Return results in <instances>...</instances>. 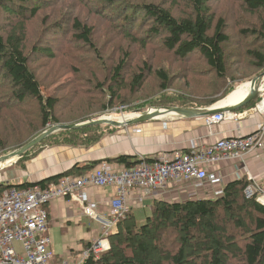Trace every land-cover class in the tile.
I'll return each mask as SVG.
<instances>
[{"label":"trees","instance_id":"1","mask_svg":"<svg viewBox=\"0 0 264 264\" xmlns=\"http://www.w3.org/2000/svg\"><path fill=\"white\" fill-rule=\"evenodd\" d=\"M30 1L0 0V17L20 18L15 28L5 32L0 29V152L4 154L21 149L52 126L96 120L92 115L83 119L76 115L78 117L72 121H62L64 114L82 112L80 109L84 106L95 107L99 112L117 103L130 104L149 80L152 85L145 97L152 100L151 106L206 110L233 91L229 85L239 86L264 74V0H233V19L218 14L216 8L209 5L221 0H183L185 10L180 13L167 7L163 0L160 3L89 0L88 7L101 17L105 14L122 40L147 51L143 57L149 61L142 58L129 74L133 66L132 52L122 50L125 52L114 60L108 75L102 79L96 74L90 75L88 80L97 96L83 103L69 99L73 101L70 103L66 97L45 96L44 84L52 82L59 69H54L55 64L50 63L36 67L37 61L32 58H42V55L43 61H55L58 54L55 55L50 45L39 47L45 40L43 31L41 43L26 47L25 24L39 12L38 7L30 8ZM239 10L243 14L236 18ZM108 13L113 15L108 16ZM73 15L58 24L61 16L47 26L58 24V31L64 25L70 28L68 41L59 40L60 47L71 60L66 63L67 68L80 74L82 66L103 65L104 61L98 53L95 25L85 12ZM127 15L128 24L123 26ZM150 42L159 48L148 49ZM195 60L198 67L190 64ZM169 61L173 65L165 63ZM3 89L8 91L2 93ZM102 98L109 99L108 103ZM259 101L260 98L239 111L254 109ZM63 109H67V113ZM82 113L88 115L85 111ZM115 129L117 127L111 125H96L58 131L25 152L17 162L25 161L22 163L25 164L45 143L91 147L106 132ZM105 162L129 169L140 160L137 156L122 155ZM100 163L94 161L83 167L75 164L66 172L38 183H0V199L4 191L34 186L48 188L57 185L63 177L89 173ZM249 184L247 177L241 176L224 184L216 196L203 192L196 199L184 201L153 200L152 214L142 226L129 212L108 236V250L97 258L90 256L83 264H264V205L257 201V195L245 197L244 190Z\"/></svg>","mask_w":264,"mask_h":264},{"label":"crops","instance_id":"2","mask_svg":"<svg viewBox=\"0 0 264 264\" xmlns=\"http://www.w3.org/2000/svg\"><path fill=\"white\" fill-rule=\"evenodd\" d=\"M237 104L223 106L219 102L217 107L229 108ZM239 110L229 112L239 116L237 121L223 120L207 126L202 118L177 115L176 118L165 115L164 119H152L126 128L118 127L115 133L104 137L91 147L46 149L27 161L22 169L15 170L12 180L5 179L3 183L8 185L38 183L66 172L75 164L83 167L94 161L105 162L106 159H114L122 155L155 161L162 155L188 152L194 142L209 146L222 139L251 135L264 126V116L254 109L242 112ZM225 113L228 112L221 114ZM207 174L209 178L203 183L198 185L174 183L162 198L146 199L141 205L136 204L134 195L131 196L130 213L136 218V213L150 209L153 200L184 201L196 199L203 192L207 196L219 195L223 185L234 180L235 174L246 176L247 179L251 177L256 185L264 189V150H256L240 161L221 162L208 168ZM87 193L92 201L102 205L100 218H107L108 208L104 207V204L115 196L114 188H93ZM46 210L49 219L47 233L50 240L49 249L53 254L52 264H78L85 246L101 237V223L83 216L79 206L66 199L51 201ZM113 230L111 234L115 232Z\"/></svg>","mask_w":264,"mask_h":264},{"label":"built area","instance_id":"3","mask_svg":"<svg viewBox=\"0 0 264 264\" xmlns=\"http://www.w3.org/2000/svg\"><path fill=\"white\" fill-rule=\"evenodd\" d=\"M259 91L262 96L254 111L264 116V83ZM238 118L235 113L228 112L205 117L203 121L211 126L223 120L237 121ZM263 148L264 126L251 135L222 139L211 146L194 142L188 152L169 155L171 160L160 158L156 162H147L138 157L140 163L129 170L114 171L108 165H102L92 174L63 177L57 185L48 188L34 186L5 191L0 199V264H52L46 207L55 199L77 204L83 216L101 223V237L82 251L78 264H83L90 256L97 258L108 250V236L130 212L131 196L134 195L136 204L141 205L144 200L159 194L162 198L174 183L198 185L209 178L208 168L221 162L240 161ZM240 177L235 174L233 179ZM248 180L251 182L244 190L245 197L249 199L257 195V201L264 205V189L253 183L251 177ZM107 187H116L117 192L104 204L108 208L107 218H100L103 207L92 201L87 191ZM256 190H261L262 196L255 194Z\"/></svg>","mask_w":264,"mask_h":264},{"label":"rangeland","instance_id":"4","mask_svg":"<svg viewBox=\"0 0 264 264\" xmlns=\"http://www.w3.org/2000/svg\"><path fill=\"white\" fill-rule=\"evenodd\" d=\"M88 1L89 0H82V1L81 0H31L28 3L30 8L38 7L39 12L36 18L32 19L31 21L25 24V33H26V38H27L26 47L31 48L33 44L41 43L42 42L41 34L43 31L45 34L43 39L45 40L43 41V43L39 45V47H49L50 45L55 55L58 54L55 61H52V60L43 61L42 55H40L42 58H39L37 56L32 58L34 61H37L35 63L36 67H40L41 66L40 63L42 65L50 63L51 65L55 64L54 69H57V70L59 69L58 74L56 76H53V81L52 82L47 81L44 84L42 93L45 96L66 97L67 101L70 103H73V101L69 99H73L74 101L80 100L81 103H83L86 99L88 98L91 99L92 97L97 96L96 89H94L92 82L88 80L90 78V75L96 74L101 79L105 75H108V70L113 64L114 60L119 58V56H121L122 53L126 51V49L132 52L131 56L133 57V66L129 74L132 73L136 69V67H138L139 65L138 63L142 58L149 61L146 57H143L145 56L147 51L142 50L140 46H137V44L129 45L126 41L122 40V38L118 34L117 29H114V27L111 26V23H110L111 21L107 17H105L106 15L105 14L103 15V13H100L101 15L104 16V17H101L100 15L96 14L92 10V8L88 7ZM140 1H149V2L154 1L156 3H160L162 0H140ZM163 1H164L163 3H165L167 7H172V10L174 12L180 13L185 10V3L183 0H163ZM84 4L87 7H85ZM209 5L211 6V8L212 6L216 8L217 10L216 12L218 14L222 13L229 19H233L232 17H233V11L235 7L233 0H221L218 3H214V5L213 3H210ZM82 12H85L86 16L89 18V21L93 25H95L96 40L99 43L98 53L101 57V61H104V62H103V65L90 63V65L87 66L86 68L82 66L80 68V74H75L77 70L68 69L66 66V63L67 62L70 63L71 60L66 58L65 52L61 50L62 49V47H60L61 42L59 41L61 40L65 43L68 41L70 28L67 29V27L64 25L63 28L58 31L57 26L61 19H62L61 21L63 22L64 20L69 19V17H73L74 13L76 14V13H82ZM242 14L243 13L239 10L236 13L235 17L239 18ZM112 15L113 13H108V16H112ZM61 16L62 18H59ZM7 17H10V18H7ZM57 18H59V20H58V24H55L56 29H54L55 26H47L49 23H51ZM19 20L20 18L15 19V17L11 15L10 16L2 15L0 17L1 32L9 31L11 30V28H15V26L19 23L18 22ZM128 21L129 20H128V15H127L126 21L122 23L121 25L126 26L128 24ZM234 41L236 42V39ZM148 44H147L149 46L148 49L156 47L154 42H150ZM122 45H124V47H120ZM156 48L158 49L159 47H156ZM122 50H125V51L121 52ZM60 51H62L61 54H60ZM154 54H156L157 56H161V54L158 52H155ZM84 56H86L88 59L87 55H84ZM154 63H157V62H154ZM165 63L169 65L170 63H172L173 65L172 61L165 62ZM190 64L195 67L196 66L198 67L197 60L190 62ZM172 65L170 67L172 71H175V68H173ZM200 68L202 69V66ZM249 83L250 82L244 83L239 86L229 85L231 90H233L229 95L233 94V92H235L242 86L248 85ZM151 85H152V81L149 80L148 84H146V86L144 85L143 91L140 92L141 94L135 96L132 100H130L129 102L130 104L117 103L116 106L112 108H107L99 112L96 111L95 107H89L88 109L84 106L80 110H82V112L85 111V113H87L88 115L83 114L82 112H77V113L73 112L71 114H64L63 115L64 119L62 121H66V120L72 121L73 119L78 117L76 115H79L81 119L92 115L94 119H100L102 117H106L110 119L111 121H118L115 118L117 117L121 118L122 115L125 117L131 112H139V115L137 117L130 118L126 121H131L132 119H136L139 116H142L148 113V111L151 109H159L156 106L155 107L151 106L150 102L152 100H147V98L145 97V93H148V94L150 93L149 88ZM6 91L8 90L3 89L2 93H5ZM106 97L108 98V96ZM107 98H102V100L105 101V104L108 103L109 99ZM226 98L224 97L220 101L225 100ZM161 109H164V108H161ZM67 111H68L67 109H63L64 113H67ZM73 111H75V108L73 109ZM116 131L117 129L112 130L109 133L106 132L101 139L115 133ZM56 147L58 148V147H66V146H54L53 144L45 143L44 146H42L38 150V152L34 155V157L38 156L42 151L46 149H52ZM9 154L10 153L4 154L0 152V157L7 156ZM15 161H16L15 163H12L11 165L0 170V183H3L5 179L12 180V176L15 174V170L22 169L24 167V164L22 163H24L25 161L20 162V163L17 162L18 160H15ZM252 181L254 182V180ZM151 214H152L151 207L149 210L145 209L144 212L142 213H136L135 219L137 221V224L139 226H142L145 223L146 218L150 217Z\"/></svg>","mask_w":264,"mask_h":264},{"label":"water","instance_id":"5","mask_svg":"<svg viewBox=\"0 0 264 264\" xmlns=\"http://www.w3.org/2000/svg\"><path fill=\"white\" fill-rule=\"evenodd\" d=\"M264 83V74L258 77L257 79H254L250 82V91L248 95L245 97L246 99L242 100L240 103H238L236 106L229 107V108H221L217 107L219 102L215 105L207 108L206 110H190V109H180V108H165L164 114H175L182 117H196V118H205L216 114H221L224 112H235L245 105L257 100L260 98L261 92L259 91L260 86ZM161 112V111H159ZM155 113H146L142 115L141 117L129 121L126 123V125H134L143 123L148 120H152L155 117ZM96 125H111L113 127H123L124 122L121 121H111L108 119L100 118L93 121H90L88 123H81V124H69V125H56L49 128L47 131L43 132L41 135L34 138L32 141H30L27 145L22 147L21 149L14 151L10 153L7 156L0 157V170H1V164H4L10 160L8 164H12L15 162V160H18L25 152L29 151L31 148L35 147L36 145L40 144L43 140H45L50 135L63 130H74L79 129L85 126H96Z\"/></svg>","mask_w":264,"mask_h":264},{"label":"bare ground","instance_id":"6","mask_svg":"<svg viewBox=\"0 0 264 264\" xmlns=\"http://www.w3.org/2000/svg\"><path fill=\"white\" fill-rule=\"evenodd\" d=\"M249 87H250V83L248 84V85H245V86H242L241 88H239L238 90H236L235 92H233V94H231V95H229L225 100H222V101H220V104L221 105H223V106H232V105H235V104H237V103H239L240 101H242L245 97H246V95H247V93H248V91H249ZM237 98V99H236ZM220 105V106H221ZM159 111H161V112H159ZM155 113V117L153 118V119H164L165 118V115H170V116H176L175 114H164V109H161V108H159V109H151V110H149L148 111V113ZM163 113V114H162ZM141 114V113H140ZM139 115V112H131L130 114H128L127 116H123L122 115V117L121 118H115L116 120H118V121H121V122H124V126L125 127H128V126H131V125H126V123L127 122H129V121H126V120H128V119H130V118H133V117H137ZM178 116V115H177ZM139 117H141V116H139ZM138 117V118H139ZM102 118H104V119H108V118H106V117H102ZM137 119V118H136ZM203 119V118H202ZM108 120H110V119H108ZM133 120H135V119H132L131 121H133ZM126 121V122H125ZM233 121V120H232ZM215 144V143H214ZM214 144H212V145H214ZM37 146V145H36ZM209 146H211V145H209ZM260 150H264V148L263 149H260ZM160 158H162V159H169V160H171L172 158L170 157V156H168V155H162ZM159 158V159H160ZM159 159H157V160H155V161H152V162H156V161H158ZM12 160H10V161H8V162H6V163H4V164H1V167L2 168H4V167H6V166H8L9 164V162H11ZM102 165H108L112 170H114V171H120V170H129V169H126V168H124V167H121V168H119V167H117L116 165H112V164H110V163H107V162H102V163H100L95 169H93L92 171H90L89 173H86V174H84V175H82V176H79V177H83V176H85V175H87V174H92V173H94L98 168H100ZM60 181V180H59ZM182 184H184V183H182ZM194 184V183H193ZM250 185H248L246 188H248ZM107 188H114V190H115V193L117 192V190H116V187H107ZM8 191V190H7ZM5 192V191H4ZM131 192H133V191H131ZM130 192V193H131ZM142 194H144L145 195V197L146 198H150V197H148L146 194H145V192H143V191H140ZM255 194H258L259 196H262V191L261 190H256L255 191ZM158 197H161V194H159L158 196H156L155 198H150V199H156V198H158Z\"/></svg>","mask_w":264,"mask_h":264}]
</instances>
